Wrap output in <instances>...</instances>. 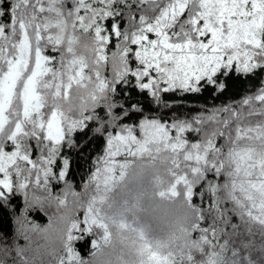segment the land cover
<instances>
[{
  "label": "snow or ice",
  "instance_id": "6c2138e0",
  "mask_svg": "<svg viewBox=\"0 0 264 264\" xmlns=\"http://www.w3.org/2000/svg\"><path fill=\"white\" fill-rule=\"evenodd\" d=\"M233 70L264 72V0H0V206L23 198L28 241L13 264H264V80L191 120L132 95L166 109ZM98 140L77 189L69 154Z\"/></svg>",
  "mask_w": 264,
  "mask_h": 264
},
{
  "label": "trees",
  "instance_id": "16d2710c",
  "mask_svg": "<svg viewBox=\"0 0 264 264\" xmlns=\"http://www.w3.org/2000/svg\"><path fill=\"white\" fill-rule=\"evenodd\" d=\"M219 81L225 84L224 90L220 91L214 86L205 85L200 92L184 93L178 92L165 93L164 100L170 105L166 109H158L154 103H150V98L147 94L143 96L133 91V99L140 100L146 110V115H161L165 119L169 117H179L180 119H189L207 114L209 111L234 107L241 104L242 100L254 93L261 87V81L264 80V72H257L256 75L237 74L235 70L231 71L227 76L219 75ZM204 83V82H202ZM188 136L192 139L196 137L189 133ZM76 139L79 141L81 135L77 134ZM103 141H94L82 151H72L69 154L70 158V177L73 187L79 189L82 184V178H85L92 161L97 153L102 149ZM63 185H56L55 191L59 192ZM23 198L14 197L10 202V206H0V247L10 248L12 251L8 256L4 257L5 264H13L16 259V248L27 246L24 236L18 231L20 224L16 217L20 215V210L23 207ZM15 213V215H13ZM50 214L39 210L32 211L28 215V219L40 226H46L49 223ZM30 225H25L24 228H29ZM29 235V234H28ZM91 237H86L83 240L77 241L75 244L77 252L84 259H91ZM18 264V262H17Z\"/></svg>",
  "mask_w": 264,
  "mask_h": 264
},
{
  "label": "rangeland",
  "instance_id": "374dc122",
  "mask_svg": "<svg viewBox=\"0 0 264 264\" xmlns=\"http://www.w3.org/2000/svg\"><path fill=\"white\" fill-rule=\"evenodd\" d=\"M48 213L50 214V216L54 217L55 214H56V208L55 206L51 207L49 210H48ZM28 228L25 229V231H27ZM29 236L32 237L33 240H39V237L36 236L35 234L31 233V232H28ZM28 244V242H27Z\"/></svg>",
  "mask_w": 264,
  "mask_h": 264
}]
</instances>
